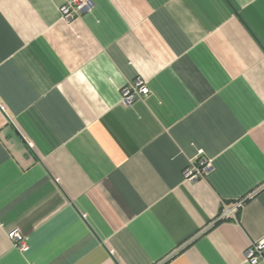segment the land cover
<instances>
[{
    "label": "crops",
    "instance_id": "crops-1",
    "mask_svg": "<svg viewBox=\"0 0 264 264\" xmlns=\"http://www.w3.org/2000/svg\"><path fill=\"white\" fill-rule=\"evenodd\" d=\"M68 1L0 0V264H248L264 0H91L67 23Z\"/></svg>",
    "mask_w": 264,
    "mask_h": 264
},
{
    "label": "built area",
    "instance_id": "built-area-1",
    "mask_svg": "<svg viewBox=\"0 0 264 264\" xmlns=\"http://www.w3.org/2000/svg\"><path fill=\"white\" fill-rule=\"evenodd\" d=\"M92 8L91 0H69L65 3L61 9V19L64 22L72 23L78 19L81 14ZM151 91L147 82L142 79L136 80L134 83H130L122 90V103L131 104L138 98L148 97ZM211 168V162L205 158L199 157L198 159L190 162L187 168L184 170V179L187 182H196L203 178ZM237 207L232 210H227L222 215L223 218L228 216H236ZM10 239L14 243V246L21 252H27L29 246L25 238L18 232H12L9 234ZM264 260V240L253 244L248 248L245 253V262L248 264H258Z\"/></svg>",
    "mask_w": 264,
    "mask_h": 264
}]
</instances>
